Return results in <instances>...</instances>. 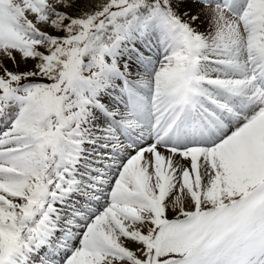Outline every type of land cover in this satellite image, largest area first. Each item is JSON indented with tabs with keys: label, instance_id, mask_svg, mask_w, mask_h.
Instances as JSON below:
<instances>
[{
	"label": "snow or ice",
	"instance_id": "6c2138e0",
	"mask_svg": "<svg viewBox=\"0 0 264 264\" xmlns=\"http://www.w3.org/2000/svg\"><path fill=\"white\" fill-rule=\"evenodd\" d=\"M0 264H264V0H0Z\"/></svg>",
	"mask_w": 264,
	"mask_h": 264
},
{
	"label": "rangeland",
	"instance_id": "374dc122",
	"mask_svg": "<svg viewBox=\"0 0 264 264\" xmlns=\"http://www.w3.org/2000/svg\"><path fill=\"white\" fill-rule=\"evenodd\" d=\"M9 67H11V65H9Z\"/></svg>",
	"mask_w": 264,
	"mask_h": 264
}]
</instances>
